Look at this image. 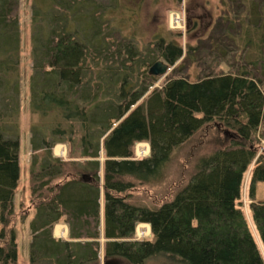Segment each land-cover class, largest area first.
Listing matches in <instances>:
<instances>
[{
	"label": "trees",
	"instance_id": "16d2710c",
	"mask_svg": "<svg viewBox=\"0 0 264 264\" xmlns=\"http://www.w3.org/2000/svg\"><path fill=\"white\" fill-rule=\"evenodd\" d=\"M116 1L52 0L33 28L30 109L46 122L32 127L30 141L28 264H102V238L104 264H264V202L255 201L264 164L251 171L256 234L240 202L264 123V0H218L209 36L185 58L200 67L199 79L173 75L160 88L150 69L160 60L174 67L183 49L159 39L140 51L103 22ZM42 6L35 16L46 13ZM18 7L0 0V264L19 256ZM211 125L234 138L201 158L184 188L158 209L130 202L131 191L162 178L175 150ZM142 143L150 157L137 159ZM59 144L70 161L54 157ZM60 223L67 241L53 235ZM140 225L150 226V239H136Z\"/></svg>",
	"mask_w": 264,
	"mask_h": 264
},
{
	"label": "rangeland",
	"instance_id": "374dc122",
	"mask_svg": "<svg viewBox=\"0 0 264 264\" xmlns=\"http://www.w3.org/2000/svg\"><path fill=\"white\" fill-rule=\"evenodd\" d=\"M18 2L17 17L19 19L21 38L18 65L21 92V108L18 118V131L21 143V179L16 194V218L12 227H14L16 232L19 247L18 264H28L29 238H31L29 224L33 215L26 219L22 217V212L29 205L30 164L34 154L31 150L30 141L32 127L37 123L44 126L46 122L39 115L33 114L30 109L29 85L33 67V28L42 26L41 19L46 17L47 14H51V12H48L53 7L51 4L52 0H47V8L41 5L40 0H18ZM114 3L113 7L107 10L103 16V22L109 21L112 28L121 32L124 37L133 40L140 51L146 50L149 44L156 43L159 39H164L168 43L173 42L183 49V59L177 62L174 67L169 66L170 70L168 73L165 76L158 77L160 79L154 88L162 87L166 80L173 75L177 77L185 76L191 82H196L199 79L200 67L193 60L187 61L185 58L189 49H195L201 40H206L209 36L210 28L218 15V0H117ZM41 6L46 13L37 17L34 10H38ZM72 11L74 13L75 10L73 9ZM91 12H93L92 6L87 5L86 14ZM172 13H179L182 20L184 19L181 29L172 30L170 28L169 20ZM71 15L75 16V14ZM34 23L35 25H33ZM160 61L165 63L164 60ZM233 138L234 134L231 131H220L216 125H211L198 132L184 145L175 150L170 162L162 173V178L143 186L138 185L131 191L130 202L151 210L158 209L162 203L171 200L192 179L201 158L216 151L222 142L231 141ZM256 141L258 157L245 174L240 201L243 212L254 233L250 211V205L253 202L250 198L251 171L259 163L261 165L264 164V123L256 134ZM134 151L137 159L148 158L151 153L148 143L138 144ZM53 155L61 160L70 161L69 148L66 144L55 146ZM102 157V161H104V153H102ZM255 201L264 202V184L256 185ZM142 233H145V236H142ZM150 238L151 229L149 228V234H147L144 225H140L136 232V239ZM101 260L102 264H104V246L102 247ZM113 263L120 264V261L111 262V264ZM146 264L165 263L161 260H156Z\"/></svg>",
	"mask_w": 264,
	"mask_h": 264
},
{
	"label": "crops",
	"instance_id": "0c3cea01",
	"mask_svg": "<svg viewBox=\"0 0 264 264\" xmlns=\"http://www.w3.org/2000/svg\"><path fill=\"white\" fill-rule=\"evenodd\" d=\"M101 203H102L101 231H102V237H103V232H104V198L103 197H102ZM144 226H146V225H144ZM53 235L56 239H63V240L67 241V240H69V227L64 223L57 224L54 226ZM100 242H101L102 247H103L105 244L104 238H102Z\"/></svg>",
	"mask_w": 264,
	"mask_h": 264
},
{
	"label": "water",
	"instance_id": "95a60500",
	"mask_svg": "<svg viewBox=\"0 0 264 264\" xmlns=\"http://www.w3.org/2000/svg\"><path fill=\"white\" fill-rule=\"evenodd\" d=\"M169 70V65L163 62H158L150 69V74L156 77H161L165 76Z\"/></svg>",
	"mask_w": 264,
	"mask_h": 264
},
{
	"label": "built area",
	"instance_id": "2783aa9c",
	"mask_svg": "<svg viewBox=\"0 0 264 264\" xmlns=\"http://www.w3.org/2000/svg\"><path fill=\"white\" fill-rule=\"evenodd\" d=\"M184 24V19L182 20L179 13H172L170 15L169 25L172 30L181 29ZM145 236V233H142Z\"/></svg>",
	"mask_w": 264,
	"mask_h": 264
},
{
	"label": "bare ground",
	"instance_id": "6f19581e",
	"mask_svg": "<svg viewBox=\"0 0 264 264\" xmlns=\"http://www.w3.org/2000/svg\"><path fill=\"white\" fill-rule=\"evenodd\" d=\"M139 148H140V145H139ZM59 151V150H58ZM142 154V153H141ZM145 228H146V233L147 234H149V228H150V226L149 225H146V226H144Z\"/></svg>",
	"mask_w": 264,
	"mask_h": 264
}]
</instances>
